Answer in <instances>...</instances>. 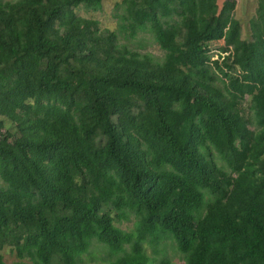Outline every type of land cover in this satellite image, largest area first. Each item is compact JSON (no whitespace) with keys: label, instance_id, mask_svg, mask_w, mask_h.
<instances>
[{"label":"trees","instance_id":"trees-1","mask_svg":"<svg viewBox=\"0 0 264 264\" xmlns=\"http://www.w3.org/2000/svg\"><path fill=\"white\" fill-rule=\"evenodd\" d=\"M102 2L0 0V252L264 264V0L246 37L236 0H121L114 30L76 13Z\"/></svg>","mask_w":264,"mask_h":264},{"label":"rangeland","instance_id":"rangeland-1","mask_svg":"<svg viewBox=\"0 0 264 264\" xmlns=\"http://www.w3.org/2000/svg\"><path fill=\"white\" fill-rule=\"evenodd\" d=\"M121 0H103L102 7L98 11H89L82 7L76 10L78 16L96 20L99 24V27L102 29L114 30L116 26V20L113 16L114 14V5ZM237 6L235 9V17L240 20L243 28V35L246 37V29L248 27V20L255 14L256 0H236ZM141 41L144 46H139L137 42ZM123 42V41H122ZM128 45L132 46L134 49L139 50L141 53H151L154 56L162 57L164 52L156 45L152 38L149 35L143 34L139 35L136 39L130 41ZM210 57L216 59L217 56L225 55L227 52L224 44L222 42H214L209 46ZM248 104V103H246ZM249 105V104H248ZM248 105H245V116L253 119V111L248 108ZM133 218L130 221H122L121 223H116V226L120 227L123 230H130L133 224ZM150 252V250H148ZM3 256L5 263L10 264L16 261V255L14 252H11L8 247L3 248L0 252ZM166 258L172 264H184V258L182 255L177 253V251L171 246H168L165 252ZM104 256V253L100 251L99 245H93L89 254L84 256V264H98L100 259Z\"/></svg>","mask_w":264,"mask_h":264},{"label":"built area","instance_id":"built-area-1","mask_svg":"<svg viewBox=\"0 0 264 264\" xmlns=\"http://www.w3.org/2000/svg\"><path fill=\"white\" fill-rule=\"evenodd\" d=\"M220 42H222L223 43V41H220ZM210 46V45H209ZM210 50V49H209ZM212 59V58H211ZM213 60V59H212Z\"/></svg>","mask_w":264,"mask_h":264}]
</instances>
